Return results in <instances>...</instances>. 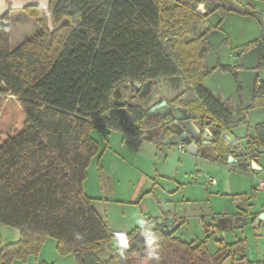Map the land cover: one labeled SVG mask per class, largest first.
<instances>
[{"label":"trees","instance_id":"trees-1","mask_svg":"<svg viewBox=\"0 0 264 264\" xmlns=\"http://www.w3.org/2000/svg\"><path fill=\"white\" fill-rule=\"evenodd\" d=\"M224 1L49 0L54 30L48 29L41 7H27L42 30L14 50L7 44V29L0 25V108L7 94L21 106L10 132H0V223L19 230L18 240L0 247V264L37 255L47 237L56 239L61 255L72 253L77 264H223L228 259L236 262L237 255L239 262L245 260L244 239L210 255L204 242L164 234L163 224L153 225L159 261L147 258L140 227L125 234L128 247L123 254L112 251L100 259L97 251L116 234L95 209L96 198L83 190L89 163L99 151L91 130L139 135L146 125L140 106L130 108L140 120L137 127L109 117L114 92L127 83L168 76L183 77L186 91L196 96L186 105L200 124L208 121L213 130L212 160L227 162L231 155L235 169L253 171L254 146L264 147V125L246 147L239 139L229 142L222 132L246 125L247 115L237 118L233 101L221 100L203 85L209 74L206 34L219 22L189 36L215 12L222 20L230 10ZM202 3L210 7L202 11ZM236 8L243 15H260L250 3ZM259 39L264 43V36ZM257 40L242 44L237 55ZM257 68L264 70V57ZM250 98L253 107H264V81L254 80Z\"/></svg>","mask_w":264,"mask_h":264},{"label":"rangeland","instance_id":"rangeland-1","mask_svg":"<svg viewBox=\"0 0 264 264\" xmlns=\"http://www.w3.org/2000/svg\"><path fill=\"white\" fill-rule=\"evenodd\" d=\"M225 3L235 7L250 3L260 13L256 14V18L248 15L249 18L246 19L238 17L239 15H228L223 21V27H227L232 34L231 41L221 44L227 45L226 54L229 57L230 53L236 51L235 43L246 39L250 32L258 33L259 38L264 36V0H225ZM201 5L203 7L199 8L202 11H205L207 6L210 7L208 3ZM214 14L216 15L212 14L213 16L203 23L217 25L219 15ZM6 19L9 24L5 37L10 50H14L42 30L39 21L26 9L10 10ZM203 29L201 24L192 29L189 36L196 35ZM261 78L264 79V75H261ZM159 82L160 78L152 82L154 86L144 102H150L154 93L162 88L157 86ZM119 92L130 102L133 89L129 83L121 86ZM20 112L21 106L17 98L7 94L0 108V132L9 133ZM90 135L98 142L99 151L89 163L83 190L88 196L96 198L95 209L115 234H126L135 227H140L136 223L138 217H151V222H154L159 215L170 210L184 219L174 231V236L193 244L204 242L210 255L225 244L244 239L243 264L247 261H264V227L256 224L253 215L247 216L245 223L233 222L231 228L224 229V237L216 225V218H213L232 216L236 209V200L240 197L246 198L251 214L261 209L263 195L255 190L254 185L259 178H264L263 154L257 163L262 169H254V174L235 169L229 162L224 163L189 152L178 153L175 147L157 144L144 135L133 136L108 128L93 129ZM242 144L246 147L249 143L245 140ZM207 175L215 178L217 184H209ZM140 177H143L141 183ZM137 185L140 186L141 192L155 185L154 192L152 190V195L132 202V189ZM145 202L148 210L144 208ZM0 237L1 247L5 243L18 240L19 230L0 223ZM56 246V239L47 237L37 255H29L25 261L15 260L11 264H77L72 253L61 255ZM112 251L121 252L115 238L107 244L103 243L96 254L100 259H106ZM223 264L240 263L228 259Z\"/></svg>","mask_w":264,"mask_h":264},{"label":"water","instance_id":"water-1","mask_svg":"<svg viewBox=\"0 0 264 264\" xmlns=\"http://www.w3.org/2000/svg\"><path fill=\"white\" fill-rule=\"evenodd\" d=\"M30 6H39L42 8L44 15L46 17V25L50 31L54 30L53 22L49 14V0H0V25L7 28L8 20L6 15L10 10H23ZM226 39L225 33L217 28H213L209 33L206 34V42L209 45V50L206 54V67L209 70L214 69L204 80L203 85L209 89L212 94L220 96L222 100H232L234 102V110L237 118H240L242 115H247L248 123L245 125L247 130L245 133L240 135L233 134L232 131L224 130L222 136L229 142H234L235 140H244L250 142L255 136L256 127L264 124V107L256 108L253 107L250 93L252 89L253 82L258 78V84L264 81L261 78V75H264V70L257 68V61L260 57H264V43L262 40L258 39L255 46L252 47L247 52L237 55V60L228 65L233 70L232 71H222L220 67H217L218 64V47ZM165 82L169 85L173 83L176 87L182 88V81L179 76H168L165 78ZM152 81H146L144 83L132 82L129 83L130 87H136L141 89L139 95L144 96L151 91ZM238 85L241 86V96L243 102L240 103L238 99ZM119 89L114 92L113 100L116 102L118 98ZM165 104V100L162 99V103L159 106H156L152 110ZM242 110L246 111V114H242ZM171 114H179L178 108L173 110L170 109ZM109 117L117 122L127 121L129 114L125 108H112L108 113ZM173 118V117H171ZM178 124V130L173 135V138L176 140L179 138L181 141L188 144V150H193L196 153L197 143L200 140L206 141L204 144H207L212 141V136L207 130H201L188 116L181 117L177 115V121L174 122ZM239 127V126H237ZM236 128V127H235ZM177 134H180L179 137ZM186 137V138H185ZM175 140V141H176ZM259 154H264V147L255 145L253 157L254 160L251 161L252 169H260V166L257 164V156ZM227 162L234 163L235 159L231 156H227ZM241 200L242 211H246V202L245 197H240L236 200V204ZM256 217V222H261V226L264 227V214L261 212H256L254 217ZM227 222V226H223V222ZM233 222H246V218L237 217L232 218L231 216H222L216 219L217 227L222 231L224 237V229L231 228ZM180 223H175L173 225L163 224L160 227V230L166 234H172L178 227ZM241 256H235V260H240Z\"/></svg>","mask_w":264,"mask_h":264},{"label":"flooded vegetation","instance_id":"flooded-vegetation-1","mask_svg":"<svg viewBox=\"0 0 264 264\" xmlns=\"http://www.w3.org/2000/svg\"><path fill=\"white\" fill-rule=\"evenodd\" d=\"M217 67H220L222 71H232L233 70L228 65H222L219 62L215 68ZM222 67H227V68L223 69ZM213 70L214 69L209 70V74ZM179 77L181 78V81H182L181 89L179 87H176L175 84L173 85V83H171L170 85L166 83L165 78H160V82L157 84V86H160L162 88H160L161 90L159 89L157 92L154 93L153 98L148 103L144 102V99H146L149 96L151 91L144 96H140L139 93L141 89L136 88V87H131L133 89V93L131 94L132 98L130 99V102H128L127 98H125L126 99L125 100L119 92L114 108H119V109L125 108L129 114L128 120L122 121L120 122V124H130L132 127H137L140 124L139 123L140 120L136 119L133 116V112L130 111V108L140 106L144 113V122L146 125H145V128L141 130V133L139 135H133V134L132 135L133 136H143L144 135L146 138L152 139L157 144H162L163 146L169 147V148L175 147L178 153H186L189 151L188 144L186 142L181 141L179 138L176 140L175 138H173V135L178 130V124L174 123L175 121H177V115H180L181 117L188 116L198 127L201 128V130L203 131L207 130L209 132L208 135L210 134L213 138L211 142L204 144V145L203 143H205L206 141L200 140L197 143L196 155L212 159L215 156V153L213 151V140H214L213 130L211 129V126L208 124V121H206L204 124H200L194 118L192 110L186 105V102H188L191 99H195L196 96L193 93H188L186 91L185 80L183 79V77L181 76ZM153 86L154 85L152 83L151 88H153ZM240 87L241 86L238 85L237 89L239 90ZM218 97L222 100L220 96ZM136 99L138 100V102H135ZM162 99L165 100V104L152 110L156 106L161 105ZM223 101L231 102V100H223ZM175 108H178L179 114H174V113L171 114L170 109L173 110ZM262 125L257 126L256 129ZM179 135L180 134H177L178 137ZM262 136L264 137V135ZM245 140L246 139L241 140V141L244 142ZM179 144L182 145L183 151H179L177 149V146ZM259 155L257 156V161H258ZM245 202H246V207H247L246 211H242L241 200H239V202L236 204L237 212L232 214L231 217L233 219L237 217L247 218V216L249 215L254 216V214H256L257 211L251 214L246 198H245ZM253 220H255L256 222V216L253 217ZM223 223H226V221Z\"/></svg>","mask_w":264,"mask_h":264},{"label":"crops","instance_id":"crops-1","mask_svg":"<svg viewBox=\"0 0 264 264\" xmlns=\"http://www.w3.org/2000/svg\"><path fill=\"white\" fill-rule=\"evenodd\" d=\"M247 1H249V0H244V2H247ZM252 1V0H251ZM224 4H225V6L227 7V8H229L230 10L225 14V16L222 18V20L220 21V16L218 17V21H217V23L219 22V27L217 28V29H219V30H223L222 32L223 33H225V35H226V39H227V42L228 41H231V36H232V34L230 33V30L227 28V27H223V25H222V23H223V21L226 19V17L228 16V15H231L232 17H235V15H239L238 17H244V19H246V18H249V16L248 15H243V14H238L235 10V6H232V5H230L229 6V4H226L225 3V1H224ZM253 5L254 6H256L255 4H254V2H253ZM257 8H258V5H257ZM259 8H261V7H259ZM260 10V9H259ZM264 10V9H263ZM215 13H217V12H215ZM218 14V13H217ZM213 15H216V14H214L213 13ZM213 15H211V16H213ZM219 15V14H218ZM210 18V16L207 18V19H205V20H208ZM204 20V21H205ZM239 20V19H238ZM204 21H202V25L205 27V26H209V25H211V24H207V23H203ZM200 24V25H201ZM216 23H214L213 25H211V26H216L215 25ZM252 24V23H251ZM248 29V28H247ZM259 32L261 33V29H259ZM257 38H259V35H258V33H254V32H250V35H247V37H246V39H241V40H239V41H237L235 44H236V46H235V52L234 53H230V56L228 57L227 56V45L225 46H223V45H221V44H223V43H221L220 45H219V47H218V51H217V54H218V62L220 63V64H222V65H230V64H233L237 59V54L239 53V49H240V46L242 45V44H245V43H247V42H249V41H252V40H256ZM226 47V48H225ZM231 102H232V100H231ZM246 113V111L245 110H242V114H245ZM246 126L245 125H242V126H239V127H236V128H234L233 130H232V132H233V134H235V135H240V134H242V133H245L246 132ZM190 154H192V155H196V153L195 152H193V150H190V151H188ZM264 155V154H263ZM100 157V156H99ZM261 157V155H259V157H258V161H257V163L259 162V158ZM224 163H227V162H225V161H223ZM259 166H260V169H262V167H261V165L260 164H258ZM250 173H254V169H253V172L252 171H250ZM255 174V173H254ZM141 179L139 180V183H141V181L143 180V177H140ZM153 180V179H152ZM217 184V181H216V183L215 184H213V185H216ZM154 186L155 185H153V187H151L150 189H148V190H146V191H143V192H141V188H140V186L139 185H137V186H135V187H133V189H132V194H131V197H130V199L132 200V202H135V201H137V200H142V199H144V198H146V196H148V195H152V190H153V192H154ZM144 208H146L145 210H148V205H147V203L145 202V204H144ZM235 211L233 212V214L234 213H236L237 212V205L235 206ZM173 211H170V210H167L166 212H163L161 215H159L157 218H156V220L154 221V222H150V224H152V225H155V224H169V225H173V224H175V223H180V225L184 222V219L182 218V217H178L176 214H173L172 213ZM257 212H260V210H258ZM257 217V216H256ZM148 217H145V220L147 219ZM149 218H151V217H149ZM155 218V217H154ZM213 218H219V217H213ZM238 223H240V222H238ZM223 224H226V226L228 225V223L226 222V223H223ZM256 224L257 225H261V222H256ZM224 226V225H223ZM225 227V226H224ZM230 260V259H229ZM260 261H262L263 262V264H264V261L263 260H260ZM236 262H238V260H236ZM235 262V263H236ZM254 262V261H253ZM240 264H243V262H239ZM246 264V263H245Z\"/></svg>","mask_w":264,"mask_h":264},{"label":"clouds","instance_id":"clouds-1","mask_svg":"<svg viewBox=\"0 0 264 264\" xmlns=\"http://www.w3.org/2000/svg\"><path fill=\"white\" fill-rule=\"evenodd\" d=\"M203 7V5H200ZM136 223L140 225L141 228V236L144 238V244L146 247V256L149 260L159 261L160 253L159 248L160 245L158 243V237L156 232L153 231V225L147 222L143 217H138ZM77 238H80V234H77ZM115 242L117 247L120 249L121 254H123L124 250L128 247V238L124 233H117L115 236Z\"/></svg>","mask_w":264,"mask_h":264},{"label":"built area","instance_id":"built-area-1","mask_svg":"<svg viewBox=\"0 0 264 264\" xmlns=\"http://www.w3.org/2000/svg\"><path fill=\"white\" fill-rule=\"evenodd\" d=\"M177 149L179 151H183V147L182 145H178L177 146ZM206 180L209 184L213 185L216 183V179L215 178H212L210 176H206ZM254 188L256 191H259L262 193L263 195V202H262V206H261V209H260V212L264 214V178H259L257 181H256V184L254 185Z\"/></svg>","mask_w":264,"mask_h":264}]
</instances>
